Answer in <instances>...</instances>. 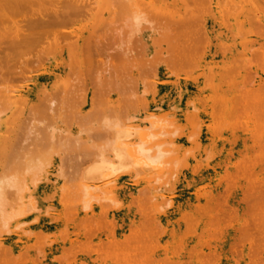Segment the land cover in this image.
I'll return each instance as SVG.
<instances>
[{"label":"bare ground","instance_id":"obj_1","mask_svg":"<svg viewBox=\"0 0 264 264\" xmlns=\"http://www.w3.org/2000/svg\"><path fill=\"white\" fill-rule=\"evenodd\" d=\"M5 39L0 264H264V0H0Z\"/></svg>","mask_w":264,"mask_h":264},{"label":"rangeland","instance_id":"obj_2","mask_svg":"<svg viewBox=\"0 0 264 264\" xmlns=\"http://www.w3.org/2000/svg\"><path fill=\"white\" fill-rule=\"evenodd\" d=\"M3 40V39H2ZM1 40V42H2V44H1V42H0V66H1V68H5V70H4V72H6L7 71V69L9 68V63H12L13 62V64H11L10 65V68H13V66H14V68H15V65L17 66V65H19V63H20V61L21 60H23V59H27L28 57L30 58V59H34V55L36 54V52L37 51H35V49L32 51V52H28V51H26L24 48H20L19 50L18 49H13V48H10V46H8L9 44L8 43H10L11 41L10 40H4V41H2ZM6 44V45H5ZM5 47H4V46ZM3 47V48H2ZM24 49V50H23ZM21 50H22V52H21ZM6 54V55H5ZM29 55V56H28ZM5 56L7 57V59L5 58ZM22 56H27V57H25V58H22ZM32 58H31V57ZM18 59H17V58ZM4 59V60H3ZM13 59V60H12ZM17 59V60H16ZM19 59H21L20 61H19ZM30 59H28V60H30ZM11 60V61H10ZM6 61V62H5ZM15 63V64H14ZM18 63V64H17ZM7 66H8V68H7ZM7 68V69H6ZM182 108H183V111H186L185 109V107L184 106H182ZM153 113H157L156 111H151V112H149V114H153ZM140 115V113H137V115ZM136 123V122H135ZM166 131H169V132H173V130L172 129H167ZM170 138V137H169ZM168 149L170 148V147H167ZM171 148H174V147H171ZM182 178V177H181Z\"/></svg>","mask_w":264,"mask_h":264}]
</instances>
